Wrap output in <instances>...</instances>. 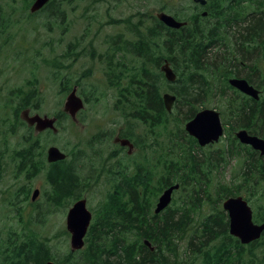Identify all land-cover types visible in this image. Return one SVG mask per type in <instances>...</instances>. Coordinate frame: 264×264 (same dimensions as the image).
<instances>
[{"label":"trees","instance_id":"obj_1","mask_svg":"<svg viewBox=\"0 0 264 264\" xmlns=\"http://www.w3.org/2000/svg\"><path fill=\"white\" fill-rule=\"evenodd\" d=\"M32 1L26 2L27 8ZM63 1L69 4L74 0H50L38 12L28 15L63 16L60 13ZM224 1L208 0V15L199 14L196 17L182 11L177 1H161L159 11L170 13L177 20L187 21L180 31L167 27L149 14L138 18L132 27H129L131 21H127L126 30L132 38L121 41L118 35L112 39V50L117 52L118 57L112 59L114 54L110 52L102 58V64L107 84L118 90L114 106L126 125L117 136L129 139L135 144V148H140L139 159L133 158L134 153H125V157H121L118 150L123 147L115 145L118 150L111 153L114 162L109 170L112 185L105 197L92 209L93 220L87 230L83 248L68 251L59 257L52 250L48 237L38 231L28 233L30 230L26 232L24 229L20 232L21 238L14 239L13 242L14 233L9 231L6 239L0 237V264H44L49 260L58 264H105L108 261L109 264H264V233L247 245L241 244L236 237L229 234L228 217L220 205L223 199L239 195L243 187H251L257 190L255 197H252V192L244 197L253 208L254 222H264V156H254L258 154L257 151L240 144L234 135L227 145L221 144L209 152V149H202L184 130V124L194 116L200 106L208 107L210 101L218 99L220 103L216 106L219 107L226 125L225 133L240 127L264 137V92L260 100L256 101L231 87L228 81L223 83L226 72L232 73L230 69L222 67L214 75L205 70L208 68L214 71L218 68L219 65L216 64L213 67L206 65L205 58L209 49L216 47L221 28L226 26L227 21L237 20L233 16L227 19L228 11H236L245 0H227L230 2L227 8L222 6ZM212 16L218 21L206 31L202 27ZM259 31L260 29H256L250 34L246 33L244 40L248 42L249 39L257 37ZM121 53L124 58L120 56ZM179 55L183 56L182 78L177 76L174 82H168L160 71V65L167 59L175 72L179 67ZM127 56L131 60H127ZM189 68L198 75L190 74ZM219 80H222L224 87L232 89L233 94L225 89L217 93L215 87ZM246 80L256 88L261 85L258 79L256 82L247 78ZM180 82L182 85L175 87L174 83ZM192 86L194 87L191 88ZM71 88V85L62 82L63 93H68ZM36 90L37 105L30 108L32 112L40 110L38 100L42 96ZM167 91L176 97L170 112L165 109L162 100V93ZM12 95L18 101L14 121L25 125L19 116L20 109L28 107L23 103L25 90L22 86L18 87L13 89ZM182 101L187 106L182 105ZM182 108L185 112L177 118ZM225 115L228 116L227 119H224ZM55 116L59 119L56 134L49 129L37 136H33L31 132L11 153L13 175L15 178L22 176L24 182L14 191V198L9 199L8 203L18 211L23 202L29 204L32 211L28 223L33 220L43 221L59 208L70 205L81 198V189L88 185L89 178L81 172V168L74 165L76 157L71 159L63 147L65 159L46 162L45 145L41 140L46 135L53 138L60 135V119L66 117L62 111ZM172 121L175 124L174 131H169L165 149L160 137L156 149L154 145H157V136L151 141L140 142L135 134V129L141 126L152 134L156 127L165 129ZM6 132L11 133L12 129H6ZM179 135L186 138L187 145L173 144L174 137ZM23 136L25 138V134ZM93 137L99 141L101 133L96 132ZM177 147L180 148L178 152L175 151ZM147 148L157 159L156 164H150L148 155L143 154ZM198 151L202 154H198ZM213 153H217L216 160H222V163L231 158H240L242 171L248 155H252L253 163L247 170L246 177H239L242 171L237 173L233 186L220 183L216 189L217 199L213 211L194 218L191 213L200 209L208 196L209 173L213 170L208 164ZM38 175H42L47 185L41 191V203L37 199L32 201L30 197L33 191L31 180ZM175 183L180 187L174 192L171 205L162 213L154 214L152 207L160 193ZM19 219L24 224L21 215ZM178 232L182 233L176 237ZM63 234L69 235L66 230ZM184 239L185 245L180 246L179 243ZM145 240L154 248L150 249ZM15 246H20L16 255ZM182 254L187 256L189 263L181 258Z\"/></svg>","mask_w":264,"mask_h":264},{"label":"rangeland","instance_id":"obj_2","mask_svg":"<svg viewBox=\"0 0 264 264\" xmlns=\"http://www.w3.org/2000/svg\"><path fill=\"white\" fill-rule=\"evenodd\" d=\"M28 1L31 0H0V15L3 18L0 25L6 24L3 32L0 33V155L2 156L0 159V237L6 239L7 233L11 231L10 233H14L13 242L14 239L21 238L20 232L24 229L26 232L30 230L28 233L38 231L48 237L52 250L60 257L72 251L69 235L63 234L66 212L71 204L59 208L43 221L33 220L28 223L31 206L23 202L22 208L18 211L8 203L9 199L13 200L14 191L24 182L22 176L15 178L13 175L14 163L11 153L28 138L31 132L33 136L38 134L14 121V111L18 107V101L12 95L13 89L23 86L26 90L28 81H32L33 92L37 94L36 89H38V94L42 96L38 100L40 111L37 113L53 117L63 111L67 94L61 90L62 82L71 87L76 86V92L84 102L82 110L74 119L68 115L65 118L62 117L60 135L55 138L46 135L41 143L45 145V150L49 145L54 144L59 148L63 147L71 159L76 157L75 167L81 168V172L89 178L88 185L81 189V197L86 200L87 208L93 212L92 209L105 197L112 185L113 180L109 170L114 160L111 153L118 150L115 148L113 139L118 132L126 128L121 121V114L114 106L118 90L107 84L103 73L104 65L96 60L102 51L99 45L118 35L121 41L131 39L132 35L126 30L128 20L131 21L129 27H132L138 18H143L146 14L155 16L159 12L161 1L171 3L172 0H74L69 4L63 1L60 8L63 16L59 17L43 14L29 16L30 6L26 7ZM173 1H177L181 10L192 17L201 14L202 7L191 6L189 4L191 0ZM229 5L230 2L227 0L222 4L224 8ZM232 16L237 20L227 21L226 26L221 28L216 47L209 49L204 61L211 67L214 64L219 66L214 71L208 68L205 70L210 75H214L220 68L225 67L226 70L230 69L232 73H237L244 79H251L254 82L258 79L261 83L258 87L261 90V97L264 92V0H245L236 11H228L227 19ZM223 20L224 18L221 19ZM217 21L218 19L212 16L202 28L207 31L216 25ZM256 29H260L257 37L249 39L248 42L244 40L246 33L250 34ZM182 58V55L177 57L179 67L175 70L179 78H182ZM189 73L196 72L189 68ZM232 73L226 72L227 76L223 78L224 84L228 78L234 77ZM223 83L222 80L216 83L217 93L225 89L226 92L233 94V90L224 87ZM174 85L178 87L182 85V82L174 83ZM203 88L205 90V87ZM219 103L220 101L215 99L207 105L209 108L220 111L216 106ZM182 105L187 106L184 101ZM184 112L185 109L182 108L177 118H180ZM227 118L228 116L225 115L224 119ZM174 125L172 121L165 129L156 127L152 134L141 126L135 129V134L140 142L151 141L157 136V145H154L156 149H158V137H160L165 149L166 138L171 129L174 131ZM6 129H12V132L8 133ZM240 129L243 128L230 129L218 142L201 148L212 152L221 144L227 145L235 131ZM96 132L101 133L99 141L92 138ZM175 143L187 145L188 141L183 135H179L174 137L173 144ZM139 150L140 148L133 150L134 159H139ZM179 150V147L175 149L176 152ZM118 151L121 152V150ZM125 153L122 151L120 156L125 157ZM143 154L148 155L150 164L157 163L150 149H145ZM198 154L202 153L198 151ZM196 156L199 158L197 154ZM216 156L217 153H213L208 164L213 170L209 173L206 202L200 209L193 210L191 215L194 218L213 211L212 208L217 199V186L220 183L233 186L237 180L235 176L242 171L240 158H231L228 162L222 163V160H216ZM248 156L244 160L243 171L239 173L241 178L246 177L247 170L253 163L252 155ZM31 187L32 190L40 189L37 197V201L40 202L41 191L47 187L42 175L31 180ZM256 191L251 187H243L240 194L246 196L252 192L254 194L252 197H255ZM178 195L179 193L176 194ZM154 208L155 204L152 207L153 211ZM19 215L23 217L24 224L20 222ZM181 233L178 232L176 237H179ZM185 243L186 239L181 240L179 245L184 246ZM19 247H14L15 255ZM181 258L189 263L185 254H182ZM105 264H109V261Z\"/></svg>","mask_w":264,"mask_h":264},{"label":"water","instance_id":"obj_3","mask_svg":"<svg viewBox=\"0 0 264 264\" xmlns=\"http://www.w3.org/2000/svg\"><path fill=\"white\" fill-rule=\"evenodd\" d=\"M50 0H33L30 5V12L35 13L40 10ZM195 3L204 5L205 0H193ZM156 18L164 23L167 27L178 29L185 22L178 21L171 14L161 11L156 14ZM160 69L164 72V75L169 82H173L175 79V73L173 72L170 64L167 60L161 65ZM232 86L237 88L242 93L258 99L257 89L249 84L245 79H231ZM175 95L171 93H164L162 95L163 103L167 111L172 110L173 103L175 101ZM84 106L83 99L77 94L76 86L67 94L63 110L70 115L73 119L76 113ZM21 117L27 122L29 126H33L35 132H40L45 129H51L53 133L57 132L55 126V117H49L47 115L40 116L39 114L28 115L27 111L21 113ZM184 130L193 138H195L199 146L203 147L208 144L217 142L223 135V124L221 121L220 113L212 108H204L196 112V114L189 119L185 125ZM237 140L244 145L250 146L253 150L259 152L261 156H264V138L255 134L249 133L245 129H240L235 132ZM115 142H118L122 146H128V153L130 154L133 149V144L124 138H115ZM66 154L56 145H49L46 149V161L53 163L63 160ZM179 188V184L175 183L165 188L158 196L154 214L162 212L172 201V195L175 190ZM39 194V189L36 188L31 196L34 201ZM222 209L228 216V231L229 234L238 238L241 244L246 245L252 241L260 238L264 232V222L255 223L252 219V208L243 196H230L222 202ZM92 218V213L86 206L85 199H78L72 203L68 208L65 223L66 229L70 233V245L72 250L81 249L84 245V237L88 230ZM146 245L150 247L148 241H145ZM45 264H57L54 261H48Z\"/></svg>","mask_w":264,"mask_h":264},{"label":"flooded vegetation","instance_id":"obj_4","mask_svg":"<svg viewBox=\"0 0 264 264\" xmlns=\"http://www.w3.org/2000/svg\"><path fill=\"white\" fill-rule=\"evenodd\" d=\"M189 4L191 5V6H193V7H196L197 5H199V6H201L202 7V10H201V15H202V13L203 12H206L207 14L206 15H208V8H206V4L205 5H200V4H197V3H195V2H193L192 0L189 2ZM186 11H188V9L186 8ZM205 15V16H206ZM203 16V15H202ZM1 20H3V18H2V16L0 15V21ZM180 21V20H179ZM182 22V21H181ZM185 22V25L187 24V21H184ZM4 27H5V25L4 24H2V25H0V33H2L3 32V29H4ZM180 29L181 28H179V31H180ZM1 35V34H0ZM111 40L112 39H110V40H107V41H105V42H101V45H99V48L102 50L100 53H99V55L97 56L98 57V62H100V64H102L103 62H102V58L104 57V56H106L108 53H110V52H112L113 54H114V56H111V58L112 59H115V58H117L118 57V54H117V52H115V51H113L112 49H114V47H113V45L111 44ZM104 48V49H103ZM120 56L122 57V58H124V54L123 53H121L120 54ZM127 60H131V57H129V56H127ZM103 73H104V68H103ZM231 78H242V79H244L243 77H239V75H234V77H230V78H228V84H229V80L231 79ZM230 85V84H229ZM231 86V85H230ZM232 87V86H231ZM24 88V87H23ZM234 88V87H233ZM258 89V88H257ZM25 90V89H24ZM260 92H261V90L260 89H258ZM250 98H252V97H250ZM261 98V97H260ZM253 99V98H252ZM255 100V99H254ZM260 100V99H259ZM259 100H256V101H259ZM23 103L25 104V105H28V107H26V108H22V109H20V117H21V112H23V111H27L28 112V115H33V114H35L36 113V111H34V112H32V111H30V108H32V107H35L36 105H37V97H36V95H35V93L33 92V90H31L30 91V93L28 94L27 93V88H26V90H25V95L23 96ZM32 112V113H31ZM22 119V118H21ZM23 120V119H22ZM24 121V120H23ZM25 122V121H24ZM25 125H27V123L25 122ZM243 129H245V128H243ZM246 130V129H245ZM240 143V142H239ZM241 144V143H240ZM242 145H244V144H242ZM121 151H126V148H123ZM257 155H259V156H261L260 154H257ZM256 154H254V156H257Z\"/></svg>","mask_w":264,"mask_h":264},{"label":"bare ground","instance_id":"obj_5","mask_svg":"<svg viewBox=\"0 0 264 264\" xmlns=\"http://www.w3.org/2000/svg\"><path fill=\"white\" fill-rule=\"evenodd\" d=\"M206 3H207V0H205V4H206ZM205 4H204V5H205ZM200 5H201V4H200ZM206 14H207L206 12H203V13H202L203 16H205ZM183 26H185V24L181 25L180 28L183 27ZM178 29H179V28H178ZM174 73H175V72H174ZM176 78H177V75L175 74V79H174V81L176 80ZM231 79H242V78H231ZM231 79H230V80H231ZM230 80H229V84L231 85ZM245 80H246V79H245ZM174 81H173V82H174ZM231 86H232V85H231ZM232 87H234V86H232ZM256 89H257V88H256ZM257 91H258V96H259L258 99H255V98L252 97V98L255 99V100H259V99H260V91H259L258 89H257ZM200 147H201V146H200ZM72 251H75V250H72ZM49 261H51V260H49ZM47 262H48V261H47ZM47 262H45V263H47ZM45 263H44V264H45Z\"/></svg>","mask_w":264,"mask_h":264}]
</instances>
